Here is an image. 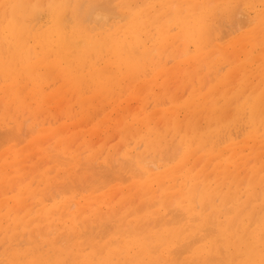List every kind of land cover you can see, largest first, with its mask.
<instances>
[{"label":"rangeland","instance_id":"374dc122","mask_svg":"<svg viewBox=\"0 0 264 264\" xmlns=\"http://www.w3.org/2000/svg\"><path fill=\"white\" fill-rule=\"evenodd\" d=\"M30 1L9 49L0 0V264H264V0Z\"/></svg>","mask_w":264,"mask_h":264},{"label":"bare ground","instance_id":"6f19581e","mask_svg":"<svg viewBox=\"0 0 264 264\" xmlns=\"http://www.w3.org/2000/svg\"><path fill=\"white\" fill-rule=\"evenodd\" d=\"M54 1H56V0H54ZM105 1H107V4H108V2L110 1H108V0H105ZM105 1H101V3H103V2H105ZM153 1V0H152ZM177 1V0H176ZM208 1L209 0H179L178 1V6L179 7H181V9L182 8H186L187 10H186V12H189V13H193V14H195L196 12H198L197 11V9L198 8H202V9H205L206 7H208V5H211V3L210 4H208ZM255 1H257V0H255ZM116 2V1H115ZM164 2V1H163ZM6 3H7V5L9 4L10 6H9V9H11V18H10V20L9 21H7V22H5L4 24H3V26L7 23V27H5L6 29H5V37H4V39H5V41H6V46H7V48H14V46H16V44L18 45V44H22L21 42V40L20 39H22V36H21V32H22V30H26L27 28H25V27H27V24H29L28 23V21L26 20L28 17H29V14H31V12H34V11H36V9H35V7H37L36 5H34V4H32V1H30V0H6ZM50 3V2H49ZM53 3V2H52ZM69 3V2H68ZM68 3H65V7L64 6H62V5H60V6H58V5H55V4H51L53 7H55V9H53L52 11H53V13H55V12H62V16H64L65 15V12H66V8H67V5H68ZM112 3V0H111V2H110V4ZM139 3V2H138ZM30 4V5H29ZM67 4V5H66ZM100 4V3H99ZM109 4V5H110ZM208 4V5H207ZM43 5V4H42ZM45 5V4H44ZM43 5V6H44ZM96 5V4H95ZM98 5V4H97ZM105 5V4H104ZM104 5H101V6H104ZM158 5V4H157ZM166 5V4H165ZM42 6V7H43ZM137 6V5H136ZM159 6V5H158ZM41 7V8H42ZM50 7V6H49ZM79 7H81V6H79ZM110 7H112V5L110 6ZM34 8V10H32ZM41 8H37V9H41ZM44 8V7H43ZM52 8V7H51ZM107 8V7H106ZM173 8V7H172ZM112 9V11H113V9L114 8H111ZM180 9V10H181ZM7 10V9H6ZM32 10V11H31ZM79 10V9H78ZM65 11V12H64ZM171 11H172V9H171ZM206 11H208V10H206ZM238 12V11H237ZM167 13V12H166ZM6 14V13H5ZM64 14V15H63ZM236 14V13H235ZM66 15H67V13H66ZM69 15V14H68ZM243 15V14H242ZM241 15V16H242ZM62 16H60L59 14H58V17H62ZM57 17V18H58ZM65 17V16H64ZM63 17V18H64ZM114 17H116L114 14H112V13H110V12H108V9L107 10H105V9H103V8H99L98 6H94V7H92L91 9H89L88 11H87V13H86V15H85V17H84V23L86 24V26H91V27H95V28H97L98 29V27L101 25V26H105V25H107L109 22H110V20L113 18L114 19ZM244 17V16H243ZM240 19V18H239ZM245 19H247L246 17H245ZM29 20V19H28ZM31 20V19H30ZM238 20V19H237ZM251 20V19H250ZM32 21V20H31ZM60 21H63V19L62 20H60V18H58L57 20H56V18H55V22H54V25L52 26L53 28H54V31H52L51 33H50V37H51V35L52 34H55V36H57L56 37V40L53 38V41L55 40V42H52L51 40H50V42H52V44H53V46L55 47H53L54 49H53V52H56L58 55L60 54H62L63 56H65V54H67V56H71V57H73V54L75 55L77 52H80V51H85L84 53H82L81 54V52L79 53V55H84V54H86L88 51V49H87V44H86V46H85V44H81L82 45V47H81V45H80V43H78V44H75L74 46H73V44L74 43H72L71 44V42H68L67 40V38H65L64 39V37L63 36H65L66 35V33L64 32L65 30H62L63 28H62V26H60L61 24H60ZM247 21V20H246ZM244 23H245V21H243ZM25 23H27V24H25ZM62 23V22H61ZM249 23V22H248ZM243 24V23H242ZM247 24V23H246ZM26 25V26H25ZM234 25V24H233ZM245 25V24H244ZM243 25V26H244ZM249 25V24H248ZM220 26V25H219ZM235 26V25H234ZM75 27H77V26H75ZM206 27V26H205ZM224 27V26H223ZM249 27V26H248ZM65 28V27H64ZM81 28V27H80ZM79 28V29H80ZM213 28V27H212ZM219 28H221V26L219 27ZM237 28V27H236ZM66 29V28H65ZM217 28H215V29H213V30H216ZM226 29V28H225ZM224 29V30H225ZM241 29H243V28H241ZM202 30V29H201ZM227 30V29H226ZM236 30V29H235ZM49 31V30H48ZM50 31H51V29H50ZM63 33H65L64 35L61 33V32ZM208 31V30H207ZM239 31V30H238ZM19 33V37H17L16 36V33ZM226 32V31H225ZM225 32H224V34H225ZM46 33V32H45ZM48 33V32H47ZM202 33V32H201ZM200 33V34H201ZM207 33H209V32H207ZM206 33V34H207ZM212 33V32H211ZM214 33H216V31L214 32ZM220 33H222V31L220 32ZM206 34H204V35H206ZM230 34V33H229ZM48 35V34H47ZM63 35V36H62ZM91 35V34H90ZM208 35V34H207ZM223 35V34H222ZM221 35V36H222ZM228 35V34H227ZM217 36V35H216ZM219 36H220V34H219ZM220 36V37H221ZM229 36V35H228ZM228 36H226V37H228ZM0 37H1V34H0ZM65 37H67V36H65ZM206 37H208V36H206ZM225 37V38H226ZM84 38V37H83ZM199 38V37H198ZM2 39V38H1ZM99 39V38H98ZM200 39H201V37H200ZM66 40V41H65ZM70 41V40H69ZM90 41V40H89ZM201 41H203V38H202V40ZM1 42V41H0ZM92 42V43H91ZM194 42V41H193ZM208 42H209V40H208ZM94 43V45L96 46L97 45V43L95 44V41H90V45H89V52H90V49H94L95 48V46L93 45V47L91 48L90 46L92 45ZM195 43V42H194ZM119 44V43H118ZM3 43H2V48H4L3 47ZM99 45V44H98ZM211 45V44H210ZM217 45V44H216ZM78 47V48H75V51L77 50V49H80L79 51L77 50L76 52H74V47ZM206 46V45H205ZM218 46V45H217ZM226 46V45H225ZM224 46V47H225ZM17 47V46H16ZM83 47H84V49H83ZM85 47H86V50H85ZM100 47H101V45H99V49H100ZM203 47V46H202ZM29 49H30V47H28ZM97 48V47H96ZM123 48V47H122ZM134 48V47H133ZM201 48V47H200ZM199 48V49H200ZM222 48V47H221ZM29 49H27V48H25V47H23L22 46V48H20V49H18V51H19V53H24L23 55H25V56H28L29 58L32 56H30V50ZM51 49V48H50ZM73 49V50H72ZM124 49V48H123ZM122 49V50H123ZM132 49V48H131ZM129 50V51H132V50ZM135 49V48H134ZM198 49V50H199ZM202 49V48H201ZM1 50H3V49H1ZM71 50V51H70ZM97 50V49H96ZM96 50H95V52H96ZM68 51H70L71 52V54H70V52H68ZM72 51H73V54H72ZM4 52V51H3ZM2 52V53H3ZM69 54H68V53ZM123 52H125L124 50H123ZM5 53V52H4ZM33 53V52H32ZM91 53H93L92 51H91ZM134 52H132L131 54H127V56H129V58L130 59H133L134 57H135V55H136V53H134ZM138 53V52H137ZM95 54V53H94ZM100 54V53H99ZM146 54V53H145ZM234 54V53H233ZM76 55H78V54H76ZM75 55V56H76ZM91 55V54H90ZM132 55H133V58H132ZM262 55V54H261ZM96 56V55H95ZM144 56V55H143ZM150 56V55H149ZM157 56V55H156ZM156 56L154 55V57L156 58ZM28 57H25V59L27 60V58ZM70 57V58H71ZM77 57V56H76ZM93 57V56H92ZM99 57V56H98ZM140 57V56H139ZM151 57V56H150ZM149 57V58H150ZM153 57V58H154ZM257 58H258V56H256ZM34 58V57H33ZM33 58H32V60H33ZM128 58V57H127ZM136 58V57H135ZM138 58V57H137ZM142 58V57H141ZM147 58V57H146ZM148 58V59H149ZM22 59V58H21ZM31 59V58H30ZM29 59V60H30ZM35 59V58H34ZM73 59V58H72ZM139 59V61H140V58H138ZM144 59V58H143ZM25 60V61H26ZM29 60H27V62H29ZM45 60V59H44ZM172 60V59H171ZM145 61V60H144ZM150 61V60H149ZM146 62V61H145ZM158 63H160V61L158 62ZM169 63H170V61H169ZM256 63H257V61H256ZM168 64V63H167ZM35 70V69H34ZM171 71V70H170ZM30 74V73H29ZM211 74V73H210ZM213 75H215L214 73H212ZM144 75V74H143ZM142 75V76H143ZM34 76V75H33ZM209 77V76H208ZM211 77V76H210ZM145 78V77H144ZM116 80V79H115ZM210 80H211V78H210ZM255 80V79H254ZM211 83V82H210ZM189 86V85H188ZM204 87V86H203ZM205 88V87H204ZM203 89V88H202ZM171 90V89H170ZM187 91V90H186ZM185 94V93H184ZM218 95V94H217ZM240 100V99H239ZM179 103V102H178ZM195 104V103H194ZM194 104H192V105H194ZM49 110H51V109H49ZM46 115V114H45ZM156 116H157V114H156ZM202 116V115H201ZM153 117H154V115H153ZM19 119V118H18ZM59 120V119H58ZM111 120V119H110ZM224 120V119H223ZM26 121V120H25ZM152 122V121H151ZM50 124V123H49ZM26 125V124H25ZM23 126V125H22ZM36 126V125H35ZM88 126V125H87ZM206 126V125H205ZM86 128V127H85ZM84 129V128H83ZM100 129V128H99ZM27 132H29V131H27ZM262 135H264V134H262ZM117 137V136H116ZM5 138V137H4ZM7 138V137H6ZM3 140V139H2ZM8 141V140H7ZM10 141V140H9ZM2 143V142H1ZM9 143V142H8ZM7 143V144H8ZM15 143V142H14ZM173 143H174V141H173ZM49 144V143H48ZM51 144V143H50ZM53 144V143H52ZM61 144V143H60ZM59 144V145H60ZM46 145V144H45ZM17 146V145H16ZM20 146V145H19ZM29 146H31V145H29ZM95 146V145H94ZM32 147V146H31ZM47 148V147H46ZM45 148V149H46ZM171 148V147H170ZM170 148L167 150V152L170 150ZM25 149V148H24ZM44 149V150H45ZM48 150V149H47ZM46 150V151H47ZM173 150H175V149H173ZM60 151V150H59ZM58 152V151H57ZM24 153V152H23ZM50 153V152H49ZM59 153V152H58ZM163 153H165V152H163ZM173 153V152H172ZM46 155H47V153H46ZM60 155V154H59ZM170 155V154H169ZM173 155V154H172ZM4 156V155H3ZM31 156V155H30ZM113 156V155H112ZM178 156V155H177ZM57 157H59V156H57ZM61 158H63V157H60V159ZM67 158V157H66ZM157 158V157H156ZM69 159V158H68ZM128 159V158H127ZM133 159V158H132ZM172 159H173V157H172ZM26 160V159H25ZM58 160V159H57ZM63 160V159H62ZM72 160V159H71ZM151 160V159H150ZM155 160V159H154ZM159 160V159H158ZM157 160V161H158ZM162 160H164V159H162ZM165 160H166V158H165ZM82 161V160H81ZM80 161V162H81ZM142 161V160H141ZM146 161V160H145ZM170 161V160H169ZM173 161V160H172ZM123 162V161H122ZM140 162V161H139ZM154 162V161H153ZM153 162L151 163V165L153 164ZM23 163H24V161H23ZM117 163V162H116ZM128 163H130V162H128ZM187 163V162H186ZM67 164V163H66ZM82 164V163H81ZM84 164V163H83ZM121 164V163H120ZM49 165V164H48ZM71 165V164H70ZM72 165H74V164H72ZM86 165V164H85ZM113 165V164H112ZM128 165V164H127ZM131 165V164H130ZM196 165H198V163L196 164ZM40 166V165H39ZM92 166V165H91ZM132 166V165H131ZM3 167V166H2ZM6 167V166H5ZM103 167V166H102ZM130 167V166H129ZM128 167V168H129ZM150 167V166H149ZM27 168V167H26ZM25 168V169H26ZM83 168V167H82ZM81 168V169H82ZM107 167H105V169H106ZM121 168H122V165H121ZM152 168V167H151ZM86 169V168H85ZM98 169V168H97ZM133 168H131V170H132ZM135 169V168H134ZM133 169V170H134ZM153 169V168H152ZM156 169V168H155ZM23 170V169H22ZM21 170V171H22ZM84 170V169H83ZM102 170V169H101ZM130 170V171H131ZM132 170V171H133ZM112 171V170H111ZM135 171V170H134ZM81 172H82V170H81ZM104 172H106V171H104ZM127 172V171H126ZM78 173V172H77ZM130 173V172H129ZM30 174V173H29ZM132 174V173H131ZM130 174V175H131ZM136 174V173H135ZM141 174V173H140ZM102 175V174H101ZM129 175V174H128ZM123 176V175H122ZM133 176V175H132ZM128 177V176H127ZM138 177H139V174H138ZM137 177V178H138ZM80 178V177H79ZM126 178V177H125ZM131 178V177H130ZM150 178H152V177H150ZM140 179H141V176H140ZM111 180V179H110ZM131 180V179H130ZM142 180V179H141ZM112 181V180H111ZM110 181V182H111ZM129 181V180H128ZM127 181V182H128ZM106 182V181H105ZM108 182V181H107ZM123 182V181H122ZM92 183V182H91ZM96 183V182H95ZM78 185H79V183H77ZM85 184V183H84ZM93 184V183H92ZM108 184V183H107ZM113 184V183H112ZM148 184H149V182H148ZM85 186V185H84ZM101 186H103V185H101ZM105 186V185H104ZM66 187V186H65ZM99 187V186H98ZM106 187V186H105ZM200 187V186H199ZM76 188V187H75ZM140 188V187H139ZM77 189V188H76ZM87 189V188H86ZM90 189V188H89ZM101 190H102V188H100ZM200 189V188H199ZM262 189H264V188H262ZM61 190V189H60ZM79 190V189H78ZM77 190V191H78ZM99 190V189H98ZM13 191V190H12ZM80 191V190H79ZM61 192H62V190H61ZM99 192V191H98ZM114 192V191H113ZM63 193V192H62ZM68 193V192H67ZM197 193V192H196ZM168 195V194H167ZM157 196V195H156ZM145 199V198H144ZM173 200V199H172ZM158 201V200H157ZM75 203V202H74ZM146 203V202H145ZM156 203V202H155ZM67 204V203H66ZM76 204V203H75ZM73 206V205H72ZM146 206V205H145ZM173 206V205H172ZM128 207V206H127ZM144 207V206H143ZM73 208V207H72ZM101 208V207H100ZM123 208V207H122ZM144 208H146V207H144ZM153 208V207H152ZM150 209V208H149ZM149 209H148V211H149ZM168 209V208H167ZM167 209H165V210H167ZM178 209V208H177ZM177 209H176V211H177ZM68 211H69V209H68ZM170 211V210H169ZM172 211H173V209H172ZM172 211H170V212H172ZM122 212V211H121ZM169 212V213H170ZM179 212V211H178ZM177 212V213H178ZM224 212V211H223ZM108 213V212H107ZM180 213V212H179ZM225 213H228L229 214V212H226L225 211ZM67 214V213H66ZM133 214V213H132ZM173 214H176L175 213V211H174V213ZM86 215V214H85ZM119 215V214H118ZM121 215V214H120ZM134 215V214H133ZM137 215V214H136ZM171 215H172V213H171ZM176 215H178V214H176ZM180 216L182 215V212L179 214ZM178 215V216H179ZM215 215V214H214ZM179 216V217H180ZM192 217H194V219H195V216L194 215H191ZM171 217H174V215L173 216H171ZM182 217L184 218V215H182ZM192 217H190V218H192ZM211 217H212V215H211ZM62 218V217H61ZM118 218V217H117ZM178 218V217H177ZM214 218V217H213ZM212 218V219H213ZM175 218H173V220H174ZM179 219V218H178ZM178 219H175L176 221H181V220H178ZM185 219H187V218H185ZM197 219H199V218H197ZM197 219H195V220H197ZM211 219V220H212ZM98 220V219H97ZM108 220V219H107ZM110 220V219H109ZM117 220V219H116ZM183 220V219H182ZM192 221H193V219H191ZM190 220V221H191ZM255 220V219H254ZM105 221V220H104ZM118 221V220H117ZM185 221V220H184ZM197 221H200V219L199 220H197ZM214 222H215V220H213ZM212 221V222H213ZM237 221H240L241 222V219L239 220H237ZM114 222V221H113ZM119 223H120V221H118ZM182 222V221H181ZM186 222V221H185ZM111 223H112V221H111ZM151 224V223H150ZM161 224V223H160ZM176 224H178V223H176L175 222V224L173 223V225H176ZM213 224V223H212ZM239 224V223H238ZM153 225V224H152ZM158 225V224H157ZM162 225V224H161ZM160 225V226H161ZM3 226V225H2ZM105 226V225H104ZM115 226V225H114ZM150 226V225H149ZM236 226H238V225H236ZM235 226V227H236ZM250 226V225H249ZM80 227V226H79ZM159 227V226H158ZM157 227V228H158ZM214 227H215V225H214ZM93 228V227H92ZM107 228V227H106ZM115 228V227H114ZM113 228V229H114ZM155 228V227H154ZM53 229V228H52ZM95 229V228H94ZM127 229V228H126ZM126 229H123V230H126ZM129 229V228H128ZM153 229V228H152ZM205 229H207V228H205ZM212 229H213V227H212ZM120 230V229H119ZM131 230V229H130ZM145 230V229H144ZM204 230V229H203ZM209 230V229H208ZM235 231H234V233H236V231H237V229H234ZM54 231V230H53ZM100 231V230H99ZM129 231V230H128ZM146 231V230H145ZM207 231V230H206ZM213 231V230H212ZM55 232H56V230H55ZM104 232V231H103ZM115 232V231H114ZM118 231H116V233H117ZM124 232V231H123ZM135 234H134V233ZM209 232H211V231H209ZM130 233V232H129ZM131 233H133V236H136V235H138V233L139 232H135V231H132L131 230ZM137 233V234H136ZM215 233H217L216 231H215ZM239 233V232H238ZM82 234V233H81ZM105 234V233H104ZM122 234V233H121ZM128 234V233H127ZM141 234H142V232H141ZM181 234V233H180ZM197 234V233H196ZM114 235H115V233H114ZM205 235V234H204ZM212 235V234H211ZM210 234H209V236H211ZM215 235V234H214ZM214 235H212V236H214ZM237 235V234H236ZM235 234H234V236H236ZM99 236H100V234H99ZM116 236V235H115ZM123 236V235H122ZM129 236V235H128ZM141 236V235H140ZM208 235H207V237H209ZM73 237V236H72ZM72 237L70 238V239H72ZM106 237V236H105ZM109 237V236H108ZM196 237V236H195ZM206 236H205V238H207ZM237 237V236H236ZM235 237V238H236ZM64 238V237H63ZM63 238H62V240L61 241H63ZM97 238V237H96ZM141 238L142 239H144L145 241H148V240H146V238H143V236H141ZM197 238V237H196ZM196 238H191V239H195L196 240ZM61 239V238H60ZM65 239V238H64ZM103 239H104V237H103ZM208 239V238H207ZM21 240V239H20ZM195 240H194V242H195ZM197 240H198V238H197ZM217 242L216 243H218V244H220V245H222V240L221 241H219V239L217 238ZM17 241V240H16ZM24 241V240H23ZM65 242H66V239L64 240ZM116 241V240H115ZM199 241H200V238H199ZM201 241H202V239H201ZM200 241V242H201ZM29 242V241H28ZM58 242H60V241H58ZM26 243H27V240H26ZM68 243H69V241H68ZM70 243H71V241H70ZM116 243V242H115ZM152 243H153V241H152ZM199 243V242H198ZM5 244V243H4ZM67 244V243H66ZM190 244H191V242H190ZM197 244V243H196ZM59 245V244H58ZM70 244H68V247L70 248V246H69ZM88 245V244H87ZM62 246V245H61ZM60 246V247H61ZM67 246V245H66ZM65 246V248L67 249V247ZM89 246V245H88ZM148 246V245H147ZM192 246V245H191ZM149 247V246H148ZM64 248V247H63ZM157 248V247H156ZM188 248V247H187ZM186 248V249H187ZM158 249H159V247H158ZM177 249V248H176ZM179 249V248H178ZM189 249L190 248H188V250H187V252L186 253H189L190 251H189ZM71 250V249H70ZM148 250V249H147ZM191 250V249H190ZM66 251H68V249L66 250ZM153 251V250H152ZM172 251H173V249H172ZM171 250L169 251L170 253L172 252ZM186 251V250H185ZM225 250H223V252H224ZM212 252H213V250H212ZM154 253H156V250H155V252ZM214 253V252H213ZM225 254H226V252H224ZM223 253V255L226 257L227 255H225ZM153 254V253H152ZM169 254V253H168ZM173 254V253H172ZM183 254V253H182ZM182 254H180V256L182 255ZM227 254H228V252H227ZM167 255V254H166ZM175 255H177V254H173V256L175 257ZM184 255H187V254H185L184 253ZM183 255V256H184ZM228 255H230V254H228ZM234 255V254H233ZM236 255V254H235ZM180 256L178 257V258H180ZM238 258V257H241V255L240 256H238V254H237V256H235V258ZM213 258V257H212ZM219 258V257H218ZM234 258V259H235ZM236 258V259H237ZM99 259V258H98ZM202 259V258H201ZM235 259V260H236ZM238 259H240V258H238ZM0 260H2V259H0ZM5 260V259H4ZM7 260V259H6ZM176 260V259H175ZM234 260V261H235ZM183 261V260H182ZM188 261V260H187ZM187 261H185V262H187ZM193 261V260H192ZM211 260H208V261H206L207 263H203V264H209L208 262H210ZM225 261V260H224ZM226 261H227V259H226ZM226 261L224 262V264H226ZM233 261V262H234ZM4 262V261H3ZM145 262V261H144ZM143 262V263H144ZM188 262H190L191 264H192V262L191 261H188ZM187 262V263H188ZM205 262V261H204ZM6 263V262H5ZM142 263V264H143ZM161 263V262H160ZM195 263H196V261H195ZM198 263V262H197ZM221 263H223V261H221Z\"/></svg>","mask_w":264,"mask_h":264}]
</instances>
